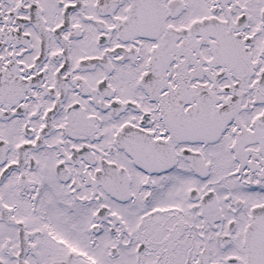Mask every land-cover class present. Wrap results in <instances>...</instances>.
Listing matches in <instances>:
<instances>
[{
  "label": "snow or ice",
  "instance_id": "obj_1",
  "mask_svg": "<svg viewBox=\"0 0 264 264\" xmlns=\"http://www.w3.org/2000/svg\"><path fill=\"white\" fill-rule=\"evenodd\" d=\"M0 264H264V0H0Z\"/></svg>",
  "mask_w": 264,
  "mask_h": 264
}]
</instances>
